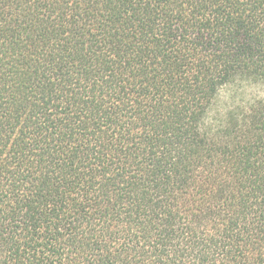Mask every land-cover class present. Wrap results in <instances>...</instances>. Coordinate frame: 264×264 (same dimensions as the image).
Here are the masks:
<instances>
[{"label":"trees","instance_id":"obj_1","mask_svg":"<svg viewBox=\"0 0 264 264\" xmlns=\"http://www.w3.org/2000/svg\"><path fill=\"white\" fill-rule=\"evenodd\" d=\"M0 264H264V0H0Z\"/></svg>","mask_w":264,"mask_h":264},{"label":"rangeland","instance_id":"obj_2","mask_svg":"<svg viewBox=\"0 0 264 264\" xmlns=\"http://www.w3.org/2000/svg\"><path fill=\"white\" fill-rule=\"evenodd\" d=\"M226 95L223 93V94H221V102H222V104L223 103H226Z\"/></svg>","mask_w":264,"mask_h":264}]
</instances>
